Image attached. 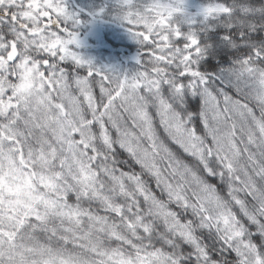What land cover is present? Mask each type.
Here are the masks:
<instances>
[{
	"label": "snow or ice",
	"instance_id": "obj_1",
	"mask_svg": "<svg viewBox=\"0 0 264 264\" xmlns=\"http://www.w3.org/2000/svg\"><path fill=\"white\" fill-rule=\"evenodd\" d=\"M183 3L123 0L126 76L0 0V264H264V0Z\"/></svg>",
	"mask_w": 264,
	"mask_h": 264
},
{
	"label": "rangeland",
	"instance_id": "obj_2",
	"mask_svg": "<svg viewBox=\"0 0 264 264\" xmlns=\"http://www.w3.org/2000/svg\"><path fill=\"white\" fill-rule=\"evenodd\" d=\"M117 1L123 5V0H112ZM147 3L152 0H146ZM67 8L73 16L80 21L79 24H74L71 28L77 35L78 44L69 46V50L74 52L81 60L88 62L84 65L85 68L93 67L101 72H115L121 75H126L125 68L117 56L111 54V52H102L101 48L105 47V44L100 40L101 35L97 28L100 21V11L97 6H94L91 0H66ZM126 6V5H125ZM203 5L195 3L193 0H184L183 12L180 14L184 19H192L195 23H200L202 19L199 14V9ZM61 27L63 23L61 22ZM70 27V25H69ZM53 30H56L53 28ZM111 34L117 33L114 28L109 29ZM64 35L63 33H60ZM125 38L131 41L130 37L125 34ZM123 37V33H121ZM101 45V46H100ZM123 51L122 47L119 48ZM136 54H130L129 62L134 63ZM71 65V60L65 61ZM132 67V66H131Z\"/></svg>",
	"mask_w": 264,
	"mask_h": 264
},
{
	"label": "trees",
	"instance_id": "obj_3",
	"mask_svg": "<svg viewBox=\"0 0 264 264\" xmlns=\"http://www.w3.org/2000/svg\"><path fill=\"white\" fill-rule=\"evenodd\" d=\"M94 6L99 8L101 13L100 21L98 23L97 28L99 29V33L101 35L100 40L105 44V47H102V52H111V54L118 57L125 68V73L130 76L132 75L138 68L136 63V59H134V63L129 62L130 54H138L145 53L147 51L146 48H143L131 35L128 30V25L125 21H123L120 17L122 15V11L128 10V6L124 4L121 5L117 1L112 0H91ZM195 3L200 5H205L209 2V0H193ZM142 2L147 3L146 0H133L132 10H136L138 7L142 6ZM185 27L187 25H184ZM195 26L198 27L199 23H195ZM114 28L117 33L111 34L109 29ZM121 33H123V37H121ZM131 38V41L127 40L125 37ZM101 46V45H100ZM122 47L123 51H120L119 48ZM62 66L68 69L69 71H74L73 65L63 62ZM132 66V67H131ZM86 74V72L82 71L81 75ZM98 93V89L96 90ZM71 247V246H70Z\"/></svg>",
	"mask_w": 264,
	"mask_h": 264
}]
</instances>
